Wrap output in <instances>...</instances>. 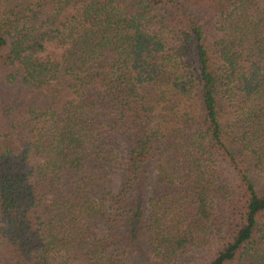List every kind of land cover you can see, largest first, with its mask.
<instances>
[{"label": "trees", "instance_id": "obj_1", "mask_svg": "<svg viewBox=\"0 0 264 264\" xmlns=\"http://www.w3.org/2000/svg\"><path fill=\"white\" fill-rule=\"evenodd\" d=\"M0 264H264V0H0Z\"/></svg>", "mask_w": 264, "mask_h": 264}, {"label": "rangeland", "instance_id": "obj_2", "mask_svg": "<svg viewBox=\"0 0 264 264\" xmlns=\"http://www.w3.org/2000/svg\"><path fill=\"white\" fill-rule=\"evenodd\" d=\"M50 48V47H49Z\"/></svg>", "mask_w": 264, "mask_h": 264}]
</instances>
